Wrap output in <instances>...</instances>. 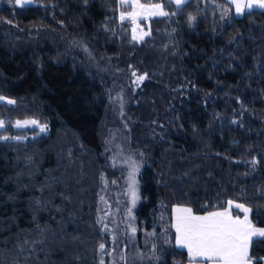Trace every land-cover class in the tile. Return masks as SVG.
Returning <instances> with one entry per match:
<instances>
[{
    "label": "trees",
    "instance_id": "trees-1",
    "mask_svg": "<svg viewBox=\"0 0 264 264\" xmlns=\"http://www.w3.org/2000/svg\"><path fill=\"white\" fill-rule=\"evenodd\" d=\"M153 1L169 16L149 17L140 41L130 19L121 22L118 0L0 2V94L15 101H0V136L35 134L0 138L4 264H101L115 221L100 215L101 197L126 204L125 178L114 185L118 152L139 153L143 163L139 250L133 256L121 234L106 264H188L172 239L177 204L202 214L237 201L264 227V9L236 15L230 0L179 9ZM133 71L147 78L137 85ZM120 90L123 116L112 99ZM22 117L49 132L10 125ZM119 127L121 147L110 138ZM250 252L264 255V237H253Z\"/></svg>",
    "mask_w": 264,
    "mask_h": 264
},
{
    "label": "snow or ice",
    "instance_id": "snow-or-ice-1",
    "mask_svg": "<svg viewBox=\"0 0 264 264\" xmlns=\"http://www.w3.org/2000/svg\"><path fill=\"white\" fill-rule=\"evenodd\" d=\"M31 0H16V3L21 7L24 4L30 3ZM172 0H169L171 3ZM176 7L179 9L187 0H174ZM236 6L238 14L242 13L245 8L251 9L254 5L264 8V0H232ZM87 3V0H85ZM129 5V0H120V7L123 8ZM134 11L120 12V20L123 22L130 19L133 25L137 23V17L143 14L150 16L167 17L169 13L163 10L161 4H153L145 6L135 0L131 4ZM189 20H195V17H189ZM133 40H143L144 36L150 35L149 32L141 31L139 35L136 33V27L133 28ZM136 77V83L139 85L147 78V74L137 76L136 71L132 72ZM7 98L0 96V101ZM8 104H15L14 100L7 99ZM236 121H233L235 123ZM28 125L38 126L40 132L47 131L46 125H39L38 121L24 120L16 121V127L23 128ZM3 121H0V127H3ZM2 139H23V137H3ZM260 196L264 198V193ZM103 200V197H101ZM136 194L132 192V203L135 205ZM233 206L242 210L243 218L240 215L233 216L231 209ZM203 207L207 208V205ZM253 211L251 207L245 206L242 203H234L232 200L227 201V207L223 210L208 211L205 215H197L191 207L177 204L172 208L173 222L171 228L174 229L175 245L178 248L186 249L188 254V264H256L257 261L264 260V256H254L250 249L253 243V237H264V227H257L250 219V213ZM131 215V209H129ZM133 235L137 229L131 228ZM150 233L149 235H153ZM22 244H28L27 240L21 241ZM33 244L40 241H32ZM104 244H100V249L103 251ZM123 258V257H122ZM0 264H4L0 260ZM103 264V261H101Z\"/></svg>",
    "mask_w": 264,
    "mask_h": 264
},
{
    "label": "rangeland",
    "instance_id": "rangeland-1",
    "mask_svg": "<svg viewBox=\"0 0 264 264\" xmlns=\"http://www.w3.org/2000/svg\"><path fill=\"white\" fill-rule=\"evenodd\" d=\"M7 1H9V0H0V2H7ZM12 1H13L14 4L18 5L16 3V0H12ZM33 1L34 0H31L30 3H32ZM230 1L232 2V0H230ZM244 3H247V0H244ZM233 5H234V12H235V14L236 15H241L243 12L240 13V14H238L237 11H236V6H235L234 3H233ZM253 7L260 8V7L255 6V5ZM245 9H247V8H245ZM126 10H128V9H123L122 8V9H119V12L120 11H126ZM119 12H118V15L120 17V13ZM148 19H144V21L146 23L145 22H142V21H139V20H137L136 25H133L131 23V35H132V39H133V31L132 30H133L134 27H136V33H137V35H139L141 31H143V32H149V29L147 28V21H148ZM135 41H140V40H135ZM114 71H115V73H119V75H122V77H123V73H124L123 72V69H120L119 71L115 69ZM141 74H145V73H141ZM0 96H3L5 98H7V99H11L10 97H7L6 95H1L0 94ZM127 97H126V92L121 91V90H120L119 93L113 94L112 99H113V102H114V104H115V106H116L119 114H121V111H123L127 107V105L125 103V102H127V99H128ZM7 99L4 100V101H2V102H6L7 103ZM122 116H119V117L123 118ZM32 119L38 121L37 119H35L33 117L14 118L13 121L10 123V125L13 128H16V129H24V128L36 127L39 130V127L38 126H33V125H28V126H25L23 128L16 127V121H18V120L19 121H24V120H32ZM0 121H3V124H4V126L3 127H0V128H4L5 125H6L5 121L2 118H0ZM38 124L39 125H46L47 126V131H45V132L46 133L49 132L50 128H49V125L47 123L39 122L38 121ZM119 128L120 129H118L115 132H112L111 133L110 138H111V140L113 142H117L116 146L118 145V146L121 147V146H124L125 145L124 141H122V140H124V135L126 133H124L122 131L121 127H119ZM127 131H128V128H127ZM34 135L35 134H28V135H21V134H11V135H7V134H5V135L0 136V138L2 139L3 137H9V138H11V137H23V139H26L27 137H32ZM9 140H13V139H9ZM132 152H134V151H130V153L129 152H120L119 153L118 152L113 157L114 158V164L115 165L116 164H119L117 174L121 177L117 182H114V185H116V184L117 185H121L123 183L122 176L125 178L124 181H125V184H126V188H125L126 204L125 205L119 204L121 200H119V202H116V200L110 199L107 193L102 196L103 197V200H102V206H101L102 209H101L100 215L101 216H103V214L105 216H108V215H111L112 216L113 215L112 220H115L112 225H110V224L107 225L108 226V229H107L108 230V232H107L108 237H106V240L103 241V244H104L105 247H104L103 251L101 250V253H102V256H103V260H102L103 261V264H106V257L113 250V248H112V241H114V240L117 241L118 238H120L121 234L129 233L128 236H130V238H125V239H127L129 246L132 248L131 249V253H132L133 256H136L137 255L136 254L137 253V250H139L138 247H137V250H133L134 248L136 249V247H135V238H134L136 233L133 235V233L131 231V228L136 226L134 220H135V217H136V208H137L138 202L140 200L139 199V180H138V174H139V171L141 170V167H142V164L143 163H142V160L141 159H140V162L135 159L136 157L137 158H140L139 157L140 154L138 153L139 154L138 155V154L135 153V154L132 155ZM129 154H131V155H129ZM133 190L135 191V194H136V202H135V205H133V203H132V192H133ZM112 192L113 191L111 190V193ZM234 202H237V201H234ZM237 203H239V202H237ZM129 209H131V215H129ZM117 212L119 213V216L118 217H117ZM233 213H235V212H233ZM237 213H239V212H237ZM202 214H197V215H202ZM172 222H173V218H172ZM172 239H173V242L175 243L174 235L172 236ZM125 253H127V252H125ZM125 257H126V255H125ZM132 259H133V257H132ZM134 260H135V258H134ZM134 260H133V262H135Z\"/></svg>",
    "mask_w": 264,
    "mask_h": 264
},
{
    "label": "crops",
    "instance_id": "crops-1",
    "mask_svg": "<svg viewBox=\"0 0 264 264\" xmlns=\"http://www.w3.org/2000/svg\"><path fill=\"white\" fill-rule=\"evenodd\" d=\"M118 1L120 3V0H118ZM134 2H135V0H129V5H126V6H129V8H127L128 10H126L124 12L134 11V8L132 6H130ZM172 2L175 4L174 0H172ZM139 3L144 4L146 7L149 6V5H153V4H161L162 5V3L160 1H153V0H139ZM163 10L166 11L164 8H163ZM149 17H150V15H148V14L145 13L143 15L138 16L137 17V20L142 21L144 19H148ZM234 203H237V202H234ZM217 210H223V209H217ZM217 210H211V211H217ZM231 211H232L233 216L240 215V217L243 218V212H242V210L237 209V212H239V213H233L234 212L233 209H231ZM207 212H204L202 215H205ZM262 264H264V260H262Z\"/></svg>",
    "mask_w": 264,
    "mask_h": 264
}]
</instances>
